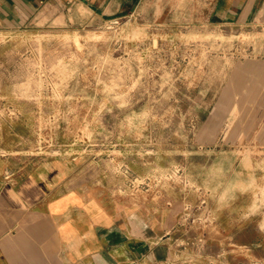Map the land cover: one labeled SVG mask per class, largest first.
Wrapping results in <instances>:
<instances>
[{"label": "rangeland", "instance_id": "374dc122", "mask_svg": "<svg viewBox=\"0 0 264 264\" xmlns=\"http://www.w3.org/2000/svg\"><path fill=\"white\" fill-rule=\"evenodd\" d=\"M212 2H64L0 29V168L154 217L171 264H264V12L220 24Z\"/></svg>", "mask_w": 264, "mask_h": 264}, {"label": "crops", "instance_id": "0c3cea01", "mask_svg": "<svg viewBox=\"0 0 264 264\" xmlns=\"http://www.w3.org/2000/svg\"><path fill=\"white\" fill-rule=\"evenodd\" d=\"M125 1L0 0V29L21 28L64 2L113 16ZM255 12H264V0H214L210 18L233 25ZM65 180L58 168H0V264H171V246L154 217L128 223Z\"/></svg>", "mask_w": 264, "mask_h": 264}]
</instances>
